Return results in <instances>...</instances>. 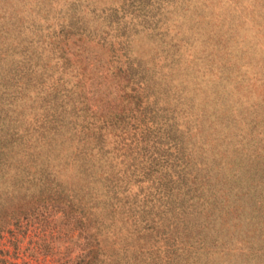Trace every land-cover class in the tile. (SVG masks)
Returning a JSON list of instances; mask_svg holds the SVG:
<instances>
[{"label": "rangeland", "instance_id": "374dc122", "mask_svg": "<svg viewBox=\"0 0 264 264\" xmlns=\"http://www.w3.org/2000/svg\"><path fill=\"white\" fill-rule=\"evenodd\" d=\"M0 264H264V0H0Z\"/></svg>", "mask_w": 264, "mask_h": 264}]
</instances>
